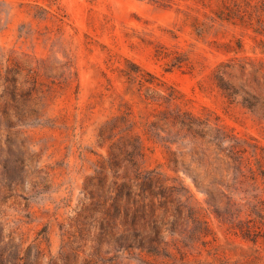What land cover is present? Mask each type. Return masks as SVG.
I'll return each instance as SVG.
<instances>
[{
	"label": "rangeland",
	"instance_id": "obj_1",
	"mask_svg": "<svg viewBox=\"0 0 264 264\" xmlns=\"http://www.w3.org/2000/svg\"><path fill=\"white\" fill-rule=\"evenodd\" d=\"M222 1L0 0V70L12 69L24 89L36 86L23 121L13 115L9 127L1 117L5 242L97 264H264V225L238 224L264 186L234 194L239 218L224 198L210 206L193 181L206 178L193 155L199 142L158 117L169 110L200 118L204 130L226 132L252 167L264 170L263 37L221 20ZM163 91L175 99H163ZM122 117L128 123L117 122ZM130 137L142 146L136 166L126 155ZM103 168L108 183L139 169L178 188L167 192L176 199L169 211L185 208L176 221L167 219L177 233H168L162 253L126 252L109 261L112 248L96 250L97 234L81 214ZM194 218L206 222L209 235Z\"/></svg>",
	"mask_w": 264,
	"mask_h": 264
},
{
	"label": "trees",
	"instance_id": "obj_2",
	"mask_svg": "<svg viewBox=\"0 0 264 264\" xmlns=\"http://www.w3.org/2000/svg\"><path fill=\"white\" fill-rule=\"evenodd\" d=\"M217 15L223 21L252 28L263 37L260 43L264 45V0H223ZM12 72V69L0 70V107L2 105L0 123L4 118L9 127L13 124V115L18 117L19 121H23L29 115L26 108L36 90V86L24 89V86L17 85L18 82L11 77ZM161 96L170 101L175 99L173 92L163 91ZM11 105L15 109L14 114L10 112ZM158 117L177 129L178 133H184L193 141L199 142L200 149L194 151L193 155L197 156L196 161L205 168L206 178L199 182L193 178V181L208 195V204L216 207V198H224L228 200L227 205L232 217H241L242 209L233 200V196L242 189L243 193H246V188L260 190V186H264V170L259 167L254 169L249 158L245 156L246 150L239 147L237 141L226 132L221 129L213 132L204 130V122L200 118L169 110L160 111ZM118 121L128 123L125 117L117 119ZM122 139L124 140L123 136L120 140ZM128 140L131 151H127L126 155L132 166H136L134 157L141 156V142L131 137ZM167 143L173 144L169 141ZM115 157L113 155V158ZM174 162L177 163V160ZM114 163L117 167V162ZM106 171L107 168H103L93 178L96 190L90 192L91 202L82 209L81 214L84 224L89 227L88 231L93 230L97 234L94 237L97 243L96 250L100 252L104 245L112 248L114 254L108 257L109 261L117 260L126 252L150 255L162 253L169 245L166 240L168 233H177L174 228H167V219L173 216L176 221L181 215V209L185 208L180 205L175 213L169 211V205L174 204L176 199L167 196V192H171L173 196L178 188L166 186L161 177L153 171L145 173L139 169L135 170L134 178L127 179V176L120 178L114 175V180L108 183ZM263 195L261 191V194L252 196L253 201L246 202L250 210L245 214L246 221L240 220L238 224L246 222L254 226L264 225ZM187 211L194 212L190 207H187ZM215 213L219 217L222 216L217 210ZM194 219L195 222L202 223L206 229L202 232L204 236L209 235L206 222ZM110 253L111 250L107 252ZM0 264H97V262L90 258L80 262L78 254H74L72 258L63 256L57 260L47 256L40 247H29L24 250L22 246L5 242L0 234Z\"/></svg>",
	"mask_w": 264,
	"mask_h": 264
}]
</instances>
